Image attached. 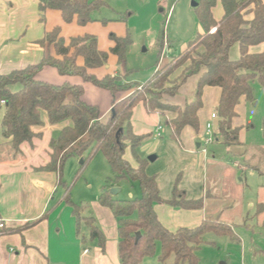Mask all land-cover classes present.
Masks as SVG:
<instances>
[{
    "label": "trees",
    "instance_id": "16d2710c",
    "mask_svg": "<svg viewBox=\"0 0 264 264\" xmlns=\"http://www.w3.org/2000/svg\"><path fill=\"white\" fill-rule=\"evenodd\" d=\"M36 1L41 22L47 11H57L64 24L75 22L78 26L95 22L94 13L106 4V0ZM214 3V0L198 1L194 12L202 34H196L184 52L151 76L141 91L135 89L137 83L125 82L121 76L107 75L99 79L90 73L104 66L109 55L117 57L119 64L125 63L131 44L129 36L110 35L113 47L109 52H101L97 49L96 39L89 35L71 38L66 44L60 27L45 33L38 42L44 49L52 46L54 57L46 54L36 65L0 75V109L4 108L2 135L10 140L15 152L23 144L42 138L43 133H35L33 128L44 126V115L51 126L67 123L50 140L48 161L36 171L53 172L61 183L62 171L69 159L86 154L89 160L100 152L114 175V186L123 180L139 183L141 193L136 200L119 203L109 195L106 187L102 188L98 199L116 220L120 264H145V258L155 255L157 244L160 247L158 264H198L196 250L206 233L235 239L233 230L218 221L204 220L194 228L174 232L164 228L154 211L156 204L198 210L202 208L203 200H185L183 192L178 189L177 179L171 199L163 200L155 178L145 173L148 161L138 160L137 167H132L124 158V132L129 137L133 153L150 138L149 134L138 135L133 131L131 121L136 106L141 105L147 115H167L170 139L182 147L184 128L190 127L197 135L200 133L198 112L207 87L220 90L215 130L221 144L227 148L241 145L238 128L233 126V120L238 117L236 107L241 100L253 101V82L259 83L264 91V51L249 52L250 47L264 43V0H223L224 14L219 22L212 17ZM211 29L215 31L211 33ZM162 46L161 43L160 54ZM235 46L238 47V57L231 59L230 52ZM78 58L83 59V66L77 65ZM45 66L53 67L60 76L79 77L84 83L108 91L112 99L107 120L101 122L99 108L82 100V85H53L36 80L37 73ZM191 77H198L192 100L185 101L183 107L165 102V98L178 96ZM15 86L18 89L12 91ZM130 90L133 92L125 98H116V94ZM261 131L264 137V118ZM64 202L71 208L77 224L84 221L89 239L96 240L104 250L105 237L94 219L81 218L78 210L83 206L73 203L68 195ZM258 210L261 212L262 206Z\"/></svg>",
    "mask_w": 264,
    "mask_h": 264
},
{
    "label": "crops",
    "instance_id": "0c3cea01",
    "mask_svg": "<svg viewBox=\"0 0 264 264\" xmlns=\"http://www.w3.org/2000/svg\"><path fill=\"white\" fill-rule=\"evenodd\" d=\"M198 1L167 0L155 5L152 0H125L124 7L110 8L116 16H120L119 19L117 18L120 21L110 20V17L103 14L104 12L100 8L96 12L99 14L94 15L95 22L78 26L75 22L64 24L60 13L57 11H47L44 15V21L41 22L36 0H0V75H7L12 71L36 65L41 62L46 54L54 57L52 46L44 49L38 42L43 39L45 33L52 31L55 27H60L61 36L66 44L71 38L89 35L96 39L99 51L109 52L113 47V42L109 38L110 35L119 38L129 36L130 38L129 31L131 29H134L135 33H138L139 27H141L142 32L148 31L149 21H152L156 16L157 9L159 13H167L165 22L173 30L172 38L175 40L177 38L180 43H178L179 48L176 51L175 45L173 47L169 37L165 38L164 31L162 42L158 43L159 49L157 50L160 52V44L162 43V52L158 54L159 60L154 65L155 67L149 71L152 72L146 79L147 81L162 65L161 63L184 52L196 34H202V29L194 15L193 8L195 7L192 6V3L197 4ZM214 1L211 13L214 21L219 22L224 14L223 0ZM104 6L106 7L107 4ZM131 44L127 49L125 63L119 64L117 57L109 55L104 66L91 70L90 73L99 79L107 75H117L123 77L125 82H145L139 81L143 80L141 76L128 75L129 70L130 72L134 71V69L127 67L128 55L132 51ZM172 51L175 55L171 56L169 53ZM263 51L264 43L249 48L250 53ZM237 57L238 47L235 46L230 52V58L236 59ZM76 63L78 66H83V59L78 58ZM35 78L38 81L53 85L65 83L82 85V100L99 108L101 122H105L109 117L112 98L108 91L84 83L79 77L60 76L56 69L49 66L43 67ZM191 78L196 79V84L198 77ZM193 87L196 88L194 82L191 83L190 87L192 93L186 98L180 96V89L178 96L164 100L183 107L185 101L192 100L195 92ZM17 89L18 86L11 88L12 91ZM204 93L211 96V101L206 106L205 102L208 98L204 96ZM126 96L128 95L119 94L116 98L120 100ZM219 96L220 90L218 88H205L202 97L203 105L198 112L200 133L197 135L190 127H186L181 134L182 147H179L172 140L173 143L169 144L171 151L176 156L173 158L174 163L177 160L178 163L173 165L175 166L174 171L169 177L165 176L166 178L163 177L159 180L157 185L160 197L167 201L171 199L174 175L179 168L186 172L189 169L191 171L192 168L197 169L199 166L201 172L197 170V175L200 183L198 180L196 188L185 184L186 180H184L183 183L178 184V189L183 192L185 200H203L202 208L198 210H183L167 204H156L154 211L159 222L171 232L181 228H194L202 221L209 220L207 213L212 199L206 197V192L210 191L206 185V150L202 149V143L199 141H202L201 135L204 124L210 120V115L214 111L216 112ZM242 104L245 105L246 102L241 100L236 107V112ZM205 107L210 109L209 115L206 114V116L203 115ZM3 114L4 108L0 109V225H2L0 227V264H120L117 247V223L111 211L102 207L98 201H93L91 209L85 207L81 215L82 217H92L95 225L104 235L105 247L102 250L96 240L89 239L87 227L82 222L77 224L71 208L65 204L64 199L67 195L69 196V193L67 194L62 179L59 183L55 173L36 171L48 161L50 140L55 138L67 123L51 126L44 115V126L33 128L35 133H43L42 138L33 140L31 144H23L19 151L15 152L11 147L10 140L2 135L1 120ZM137 115L142 125L135 123ZM159 119L166 122L169 117L159 114L147 115L143 107L138 105L134 109L131 121L133 131L136 130L138 135L149 134L150 138L147 141L151 139L160 140L163 130L159 138H155L154 135L155 126L160 125ZM237 119L238 117L233 120V123ZM152 121L156 124L153 125ZM215 125L216 121H214ZM216 142L221 144L220 139ZM239 142L241 143L240 146L244 145L240 134ZM197 143L200 144L199 147H196ZM195 150L197 152L202 151L201 161H198V153ZM151 157H154V161L157 160V157ZM130 165L137 167V162H131ZM145 173L147 176L153 174L148 164ZM110 188L112 186L107 189ZM73 203L77 204L76 202ZM260 206L262 205H258V209ZM213 213L216 214L217 210H214Z\"/></svg>",
    "mask_w": 264,
    "mask_h": 264
},
{
    "label": "rangeland",
    "instance_id": "374dc122",
    "mask_svg": "<svg viewBox=\"0 0 264 264\" xmlns=\"http://www.w3.org/2000/svg\"><path fill=\"white\" fill-rule=\"evenodd\" d=\"M106 4V7L101 8L103 14L110 17V20L120 21L117 20L120 16H116L110 8L124 7L125 0H106ZM155 5L157 4L155 3ZM98 14L94 13L96 16ZM166 14V12L159 13L156 9V16L152 21H149L148 31L142 32L141 27H139L138 33H135L134 29L129 31L132 51L128 55L127 67L134 69V71L130 72L129 70L128 75L136 74L143 79L139 81H145L137 83L138 86L135 89L138 91L146 88V79L152 72L149 71L155 67L154 65L159 60L158 43L162 42L164 31L165 38L169 37L173 47L175 45L176 51H178L180 41L177 38L176 40L172 38L173 30L165 22ZM169 54L175 55L173 51ZM177 56L175 55L172 60L161 63L162 65L153 75L159 72L164 65L175 60ZM195 80V78H190L182 86L181 97L186 98L187 95H191V83L194 82L196 85ZM193 88L195 90V87ZM252 90L253 101L246 102L245 105L242 104L237 108L238 119L233 123L238 128L244 145L227 148L217 142L205 145L203 140L199 141L202 143V149L206 150V185L210 190L206 192V197L212 199L208 207V219L228 225L233 230L235 239L219 236L213 232L206 233L203 236V242L196 250L198 264H264V137L261 131V123L264 118V91L257 82L252 83ZM132 92L133 90L118 93L116 97L119 94L130 95ZM204 96L208 98L205 102L206 106L211 101V96L210 94L206 95V93ZM208 112L210 109L205 107L203 115H209ZM159 122L163 130L162 138L144 142L136 148L134 153L131 151L127 133L124 132L123 135L124 158L130 163L137 162L138 159L148 161L151 156L157 157L154 162L148 161V165L153 171V174L148 176L155 178L157 184L161 178L169 177L174 171L175 166L173 165L178 163V160L174 163L173 158L176 156L169 146L173 143L170 139L169 128L164 120L159 119ZM135 123L142 125L138 115ZM151 123L156 124L153 121ZM134 133L137 134L136 130ZM201 150L199 152L195 150L198 153V161H201ZM87 158V155L84 154L80 158L69 159L62 171V181L65 183L71 201L83 206L78 210L81 218H88L82 217V212L85 207L91 209L93 201H98L103 187L112 186L108 190L109 195H111L112 189L119 190L112 197L119 203L136 200L140 197L141 191L138 182L123 180L115 186L112 184L114 175L102 153L97 152L91 159L88 160ZM171 160L172 162H170ZM197 170L201 172L199 166L197 169L192 168L189 172L179 168L174 175L173 183L175 184L177 179L180 185L186 180L185 184L196 188L199 180ZM214 199L215 201H213ZM260 204L263 207L262 212L258 211ZM214 210H217L216 214L213 213ZM159 253L160 247L157 244L155 255L151 258H145L144 263L158 264Z\"/></svg>",
    "mask_w": 264,
    "mask_h": 264
},
{
    "label": "built area",
    "instance_id": "2783aa9c",
    "mask_svg": "<svg viewBox=\"0 0 264 264\" xmlns=\"http://www.w3.org/2000/svg\"><path fill=\"white\" fill-rule=\"evenodd\" d=\"M157 4H161L166 2L167 0H152ZM215 29H211V33H213ZM217 115L216 113H212L210 115V120L207 121L204 125L203 134L201 135V140L205 143V145L211 144L212 142H216L219 139V134L215 130L214 121H216ZM162 128L160 125L156 127L155 130V138H159L161 135ZM2 227V225H0Z\"/></svg>",
    "mask_w": 264,
    "mask_h": 264
},
{
    "label": "water",
    "instance_id": "95a60500",
    "mask_svg": "<svg viewBox=\"0 0 264 264\" xmlns=\"http://www.w3.org/2000/svg\"><path fill=\"white\" fill-rule=\"evenodd\" d=\"M196 5H197L196 3H192V6H193V7H196ZM199 145H200V144L197 143L196 147H199ZM148 161H150V162L154 161V157H150V158L148 159ZM118 191H119V190H117V189H112L110 193H111V195L113 196V195L116 194V192H118ZM138 237H139V234H137V238H138Z\"/></svg>",
    "mask_w": 264,
    "mask_h": 264
}]
</instances>
